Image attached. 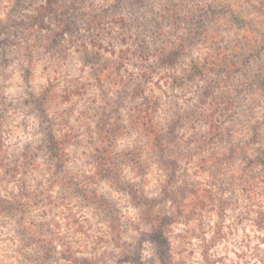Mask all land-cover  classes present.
<instances>
[{
    "label": "rangeland",
    "instance_id": "374dc122",
    "mask_svg": "<svg viewBox=\"0 0 264 264\" xmlns=\"http://www.w3.org/2000/svg\"><path fill=\"white\" fill-rule=\"evenodd\" d=\"M45 1L0 0V194L39 196L34 205L36 219L58 234L60 250L70 252L54 260L55 264H130L123 246L112 242L109 226L100 215L82 199L65 194L62 184L50 176V156L34 98L47 93L46 104L65 143L67 173L92 181L96 121H115L125 128L115 154L135 146L144 148L145 138L129 124L135 108L148 102L158 107L162 126L175 122V154L181 150L186 156L188 146L197 150L201 144L195 137L198 140L215 129L222 131L212 143L215 149L247 140L257 126L264 139V59L247 73L200 76L193 70L196 62L202 70L204 58L216 55L212 48H218L219 40L238 49L249 43L253 32L251 42L264 43V0H141L131 5L124 2L107 13L104 8L117 0H59L51 35L60 30L61 18H74L77 24L53 51L50 30L29 32L28 21L21 24L23 15ZM233 14L245 21L229 22ZM199 16L211 18L204 23L205 29L218 40H203L179 68L167 69L153 58L138 56L134 40L144 29H151V38L154 30L177 37L182 26L189 27V17ZM177 76L184 78L176 80ZM203 148L187 163L189 159L181 157L180 172L171 187L174 201L167 199L164 207V214L172 218L168 237L173 264H264L263 173L253 177L235 157L231 164L224 159L216 165L199 162ZM145 154L140 164L126 167L125 177L142 184L148 194L163 196L166 169ZM207 157L209 161L212 155ZM95 182L122 217L123 240L131 244L125 247H140L135 256L145 264H159L154 246L147 242L148 226L129 196L108 182ZM13 227V222L8 225L6 218L0 219V264H37L35 252L31 250L29 256L17 250ZM132 236L138 240L134 242Z\"/></svg>",
    "mask_w": 264,
    "mask_h": 264
},
{
    "label": "trees",
    "instance_id": "16d2710c",
    "mask_svg": "<svg viewBox=\"0 0 264 264\" xmlns=\"http://www.w3.org/2000/svg\"><path fill=\"white\" fill-rule=\"evenodd\" d=\"M137 1L140 2L141 0H117L112 5L105 7L104 11L107 13L116 8V6H123L124 2L127 5H131ZM58 2L59 0H46L41 5H38V8L30 14L23 15L21 19V24L28 21L26 29L29 32L36 30L42 31L44 28L50 30L49 38H53L52 44L49 45L51 51L55 50L56 46L60 44L61 38L66 39L67 34L72 33L74 25L77 24L74 18H61L59 20L62 23L60 30L51 35L53 29L50 25L53 19H55L53 17L58 10L56 6ZM49 17L52 18L49 19ZM199 17H197L198 19L196 17H189V27H187L188 25L182 26L181 29L183 31L177 37L170 31L164 32L160 30L158 32V30H154L152 34L154 36L151 38V29H144L140 38L137 36L134 40L138 56L145 59L153 58L159 66L167 69L179 68L182 66L184 58L190 56L203 40H207L210 37L218 40L212 37L214 35L213 33L205 29L207 26L204 23L211 18L205 16ZM227 20L231 23L245 21L244 17H239L236 14L227 18ZM16 25L18 24L12 25L11 27L13 28ZM252 34L253 32H250L251 39L249 43L243 44L238 49L230 48L228 45L223 46L222 40H219L218 48H212L216 52V55L213 56L210 54L204 58L203 63H201L203 66L202 70L199 68L198 62H196L193 70L198 72L200 76H207L210 73L225 71H241L247 73L250 68L259 66L260 62L264 59V43H252ZM7 42H9V39L6 38L4 43L7 44ZM156 43L160 46L152 45ZM229 52H232V56L228 54ZM183 78L181 76L175 77L176 80ZM45 95L47 93L44 92L41 97H35L33 106L39 116L43 143L50 156L49 166L52 173L50 176H55L56 180L62 184L65 189V194L70 197L82 199L83 202H86L87 205L91 206L100 215L104 223L109 226L112 242L117 247L123 246V253L127 256L130 264H145L140 259V256H135L136 254H134L135 250L139 249L140 251L142 248L125 247V245L131 244H126L123 240L125 230L122 229V217L118 214L116 205L110 202L104 195L100 194L95 180L108 182L129 196L135 207L138 208L141 220L148 226L146 231H149L147 242L150 243L151 247L154 246L155 256L159 264H173L170 251V239L168 237V225L172 218L164 214V207L167 199L174 201L173 194L175 190H172L171 187L175 185L176 178L180 172L181 157L182 159L183 157L189 159L184 161L187 163L204 147V155H200L197 158L199 162L205 160L207 161L206 163L216 165L221 159H224L227 161V164H231L230 159L235 157L244 164L243 167L250 171L253 177L257 176L260 171L264 175V139L260 136L259 126L253 128V132L247 140L241 138L234 141L225 150L223 148L215 149L211 147L212 143L221 136V130L215 129L211 132H204L198 140L194 135H191L192 138L195 137L196 142L200 143L201 146H198L197 150H193L188 146L187 150L185 149L186 156H183L184 151L181 152V150L175 154L173 142H178L176 134L178 133V129L176 130L175 128V122L172 121L167 126H162L157 117L158 107L155 106V102L154 104L148 102L135 108L130 117L129 124L131 130L140 133L145 138L146 146L144 148L142 146H135L115 154L116 149L114 148L116 142L120 136L126 133L125 128L115 121L106 123L100 118L96 121L97 124L93 129L94 138L97 141L93 156L94 181L85 177L78 178L75 175L73 177V175L67 173L65 168V143L61 141L57 134L54 118L49 111V106L46 104L47 96ZM205 136H211V138H209V142H205L204 144L202 138ZM144 153H146L145 155H150L158 159L166 169L167 185L164 187L163 196H152L146 192L142 184L140 185L139 182L129 180L125 177L126 167L140 164ZM211 155L212 157L208 161L207 156ZM2 163L3 159L0 150V166ZM243 190H247L246 185ZM185 195L183 194V196ZM38 199L39 196L37 194L30 195L29 192H22V194L20 192L18 194H0V219L6 218L8 225L9 223H14L12 229L15 231L19 241L17 250L23 254L28 253L29 256L32 255V252H35L37 264H55L54 260H60V256H70V252L60 250L58 248L60 245L58 234L50 231L52 229L48 227V224L46 227L41 221L36 219L34 205L38 203ZM2 223L5 224V222ZM132 240L136 242L135 240L138 239L132 236ZM210 264L215 263L211 262Z\"/></svg>",
    "mask_w": 264,
    "mask_h": 264
}]
</instances>
